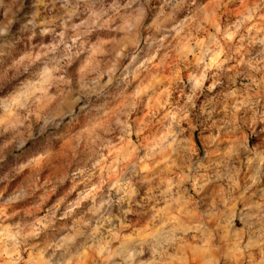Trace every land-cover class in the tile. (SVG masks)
<instances>
[{
	"label": "clouds",
	"instance_id": "clouds-1",
	"mask_svg": "<svg viewBox=\"0 0 264 264\" xmlns=\"http://www.w3.org/2000/svg\"><path fill=\"white\" fill-rule=\"evenodd\" d=\"M0 264H264V0H0Z\"/></svg>",
	"mask_w": 264,
	"mask_h": 264
},
{
	"label": "rangeland",
	"instance_id": "rangeland-1",
	"mask_svg": "<svg viewBox=\"0 0 264 264\" xmlns=\"http://www.w3.org/2000/svg\"><path fill=\"white\" fill-rule=\"evenodd\" d=\"M167 74V70H163ZM71 155V149L68 144H61L60 147L56 149V155L48 165L45 171V178H55L59 172L63 171L68 163V158Z\"/></svg>",
	"mask_w": 264,
	"mask_h": 264
}]
</instances>
